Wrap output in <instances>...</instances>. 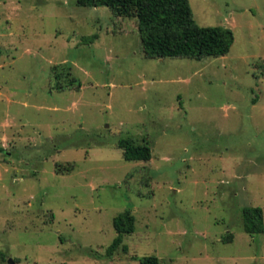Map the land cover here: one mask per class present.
<instances>
[{
  "label": "rangeland",
  "instance_id": "rangeland-1",
  "mask_svg": "<svg viewBox=\"0 0 264 264\" xmlns=\"http://www.w3.org/2000/svg\"><path fill=\"white\" fill-rule=\"evenodd\" d=\"M189 3L232 29L226 55L147 58L131 15L0 0V264H264L241 216L264 213V0ZM56 65L80 88L57 90ZM121 138L151 158L124 160Z\"/></svg>",
  "mask_w": 264,
  "mask_h": 264
},
{
  "label": "trees",
  "instance_id": "trees-1",
  "mask_svg": "<svg viewBox=\"0 0 264 264\" xmlns=\"http://www.w3.org/2000/svg\"><path fill=\"white\" fill-rule=\"evenodd\" d=\"M81 6H105L118 15L135 17L141 47L147 58L180 57L203 59L220 57L229 52L233 43V31L227 26H201L193 17L189 0H76ZM57 90L80 88V82L71 76L70 68L56 65L52 68ZM126 161H147L151 158L148 144H135L131 138H121L117 143ZM57 166H59L57 164ZM73 165L63 169L70 171ZM59 171V169H56ZM63 171V172H64ZM263 210L260 207H245L241 212L243 230L248 234L263 233ZM115 237L107 247L111 256L123 243L126 235L135 230V216L126 209L112 219ZM233 240L228 233L224 242ZM124 250L126 245H122ZM0 259L6 255L0 250ZM139 264H160L155 255L136 258ZM17 262V259H13Z\"/></svg>",
  "mask_w": 264,
  "mask_h": 264
},
{
  "label": "water",
  "instance_id": "water-1",
  "mask_svg": "<svg viewBox=\"0 0 264 264\" xmlns=\"http://www.w3.org/2000/svg\"><path fill=\"white\" fill-rule=\"evenodd\" d=\"M8 263H10V264H16V262L13 260V259H8Z\"/></svg>",
  "mask_w": 264,
  "mask_h": 264
}]
</instances>
